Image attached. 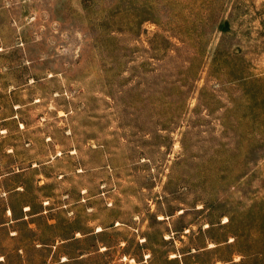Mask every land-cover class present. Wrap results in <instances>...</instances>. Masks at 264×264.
I'll list each match as a JSON object with an SVG mask.
<instances>
[{"label":"rangeland","instance_id":"374dc122","mask_svg":"<svg viewBox=\"0 0 264 264\" xmlns=\"http://www.w3.org/2000/svg\"><path fill=\"white\" fill-rule=\"evenodd\" d=\"M0 264H264V0H0Z\"/></svg>","mask_w":264,"mask_h":264}]
</instances>
